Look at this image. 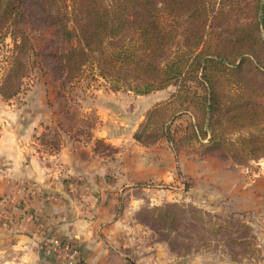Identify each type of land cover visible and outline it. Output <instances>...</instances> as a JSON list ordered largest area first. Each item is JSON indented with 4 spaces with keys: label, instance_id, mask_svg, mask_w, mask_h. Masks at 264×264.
Listing matches in <instances>:
<instances>
[{
    "label": "trees",
    "instance_id": "16d2710c",
    "mask_svg": "<svg viewBox=\"0 0 264 264\" xmlns=\"http://www.w3.org/2000/svg\"><path fill=\"white\" fill-rule=\"evenodd\" d=\"M6 37L4 100L36 66L65 82L87 69L109 90L136 95L174 85L144 112L136 141L231 166L264 158V0H0ZM35 139L43 152L62 141L57 131ZM95 151L115 149L96 139Z\"/></svg>",
    "mask_w": 264,
    "mask_h": 264
},
{
    "label": "crops",
    "instance_id": "0c3cea01",
    "mask_svg": "<svg viewBox=\"0 0 264 264\" xmlns=\"http://www.w3.org/2000/svg\"><path fill=\"white\" fill-rule=\"evenodd\" d=\"M117 94L104 95L112 100L115 96L118 103ZM150 94L140 95L147 104L141 113L136 110L138 98L127 99L134 101L132 110L126 101L129 113L121 111L124 105L102 104L103 94L85 101V111L97 118L90 135L74 137L63 130L57 152H43L33 140L38 124L50 118L40 92L32 103L17 109L23 111L21 117L0 122V264H61L56 252L45 254L40 248L50 236L71 242L84 264H145L143 254L133 259L124 243L133 240L128 227L131 210L143 203V198L133 200V193L149 190L137 182L176 184L182 173L196 197L244 193L242 169L219 168L207 157L176 154L165 142L146 146L134 139L144 112L158 101L145 98ZM96 139L115 151H95ZM123 197L126 204L120 211Z\"/></svg>",
    "mask_w": 264,
    "mask_h": 264
},
{
    "label": "rangeland",
    "instance_id": "374dc122",
    "mask_svg": "<svg viewBox=\"0 0 264 264\" xmlns=\"http://www.w3.org/2000/svg\"><path fill=\"white\" fill-rule=\"evenodd\" d=\"M4 42H0V66L11 48L8 37ZM174 91L175 86L169 85L152 91L150 97L145 98L162 100ZM39 92L45 101L43 110L50 115L48 121L38 124L37 133L33 135L40 150L42 145L35 137L41 132L50 137L57 131L62 141L63 130L65 135L89 136L97 118L83 107L85 101L97 94H103L100 102L104 105L126 106V109L121 108L123 113H129L126 101L130 98H138V113L147 105L144 97L131 91L109 90L105 80L90 70L86 69L75 79L65 82L64 73L36 66L25 77L23 91L9 100L0 96V122L21 117L23 111L17 112V109L36 100ZM105 92H118L120 101L116 103L113 95L114 100L108 99L110 95L105 97ZM133 104L134 101L130 103L131 110ZM139 117L138 114L135 119ZM44 125L49 127L44 129ZM180 152L192 157L195 155L194 152ZM206 157L216 162L212 164L215 167L242 169L244 187L241 189L244 193L238 196L235 192L237 197L224 193L221 198L219 194L212 195L210 199L196 197L189 191V178L182 173L181 181L176 184L172 181L146 182L144 185L149 190L143 194L140 191L133 193V200L143 198V203L131 210L132 221L128 227L133 240L124 241L128 244L127 250L133 252V259L141 252L139 255L143 254L145 264H264V158L250 159L243 164L232 165L233 168L229 158ZM125 204L126 197H123L120 211Z\"/></svg>",
    "mask_w": 264,
    "mask_h": 264
},
{
    "label": "built area",
    "instance_id": "2783aa9c",
    "mask_svg": "<svg viewBox=\"0 0 264 264\" xmlns=\"http://www.w3.org/2000/svg\"><path fill=\"white\" fill-rule=\"evenodd\" d=\"M40 248L45 254H49L51 251L56 252L61 259V264H84L79 258L74 245L67 240L58 238L57 236L45 238L41 241Z\"/></svg>",
    "mask_w": 264,
    "mask_h": 264
}]
</instances>
